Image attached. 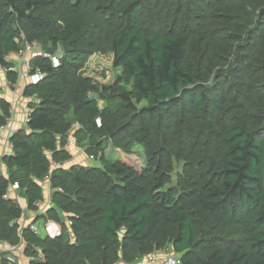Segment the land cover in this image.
Instances as JSON below:
<instances>
[{"label":"trees","instance_id":"trees-1","mask_svg":"<svg viewBox=\"0 0 264 264\" xmlns=\"http://www.w3.org/2000/svg\"><path fill=\"white\" fill-rule=\"evenodd\" d=\"M262 9L264 0H0V74L12 86L11 54L71 46L57 68L30 61L45 77L26 85L39 103L3 160L0 241L24 245L27 264H133L169 247L179 264H264ZM96 55L121 71L113 85L87 76ZM12 110L0 99V128ZM70 133L101 167H64ZM110 147L122 158L109 160ZM45 178L56 237L20 230L10 199L18 184L36 209Z\"/></svg>","mask_w":264,"mask_h":264},{"label":"crops","instance_id":"crops-1","mask_svg":"<svg viewBox=\"0 0 264 264\" xmlns=\"http://www.w3.org/2000/svg\"><path fill=\"white\" fill-rule=\"evenodd\" d=\"M14 56L16 57V60L14 59ZM19 56L17 54H11L8 57V60L11 63H13L15 66L14 70L17 71L20 76V81L18 85H16V87H10L9 81L7 80V76L4 73L0 74V99L6 100L8 103L12 105L13 108V117L12 120L10 121V124L8 125L7 128L2 129L0 131V173L6 177H9L10 172L6 167V165L4 164L3 160L6 156L12 154L10 139L15 131L26 128V120L28 115L30 114L32 109L39 103V101L36 98L27 97L24 95L25 92L24 89L26 85L30 83V80L26 77L27 74L25 72H26V68L31 66H30V60L28 54H26L23 62H21ZM73 139H74L73 133H70L68 145H66V147L64 148L65 150H68L71 153L72 159L76 155L75 150L79 149L77 143L76 145L71 144V141ZM108 150H110V148ZM37 183L40 186H42L44 190V199L43 201L37 204L36 209L29 208L28 198L24 191L21 190L11 191L10 199L14 200L15 203H17L18 206L23 211V218L20 221H18V224L22 226L23 229L28 227L31 228L33 226L36 227V222L40 220L42 221V230L40 231H43L44 230L43 223L47 219L46 214L49 209L54 207L53 204L54 191L51 188L49 178L38 180ZM55 225L57 231L61 233L62 228L56 223ZM53 234L55 235L56 232L53 231ZM40 236H45V235L41 234ZM16 256L19 257V259L22 258H25V260L28 259L25 255H23L21 251H19ZM25 260H24V264H27V261Z\"/></svg>","mask_w":264,"mask_h":264},{"label":"rangeland","instance_id":"rangeland-1","mask_svg":"<svg viewBox=\"0 0 264 264\" xmlns=\"http://www.w3.org/2000/svg\"><path fill=\"white\" fill-rule=\"evenodd\" d=\"M38 52H39V49H37V53ZM14 59L16 60L15 56H14ZM120 73L121 71L119 69L117 70L113 67L112 57L109 55L108 56H101V55L93 56L88 61V65L86 69V74L88 77L93 79L95 82L101 85H106V86L113 85L116 82L117 78L120 76ZM102 103L103 102H101V104ZM75 151H76L75 153L76 155L68 164L64 166L65 168H70V166H84V167H101L102 166L101 163L98 162L96 159L88 156L84 148H79V149H76ZM135 151H140V150L136 149ZM106 156L109 160L116 161L122 158V152L118 149H112L110 147V150L107 151ZM183 166H184L183 162L179 164L174 163V166H173L174 169L171 174V185L172 186H176L178 176L182 172ZM61 218H62V221H65L66 225L69 224L68 215L63 213ZM43 226H44L43 227L44 230L40 231L42 230V221L39 220L38 222H36V227L40 235L44 234L46 236V235H49L50 232L57 231V229L55 228L56 225L53 222H49L45 220V222L43 223ZM19 227H20V230L23 229L22 226L19 225ZM1 243H2L4 250L12 246L10 244L8 245V243L6 242L1 241ZM19 247H20L19 251H21L24 255V245H21ZM19 251H17L16 253L10 254V255L15 257ZM178 257L179 256L173 252L172 248L169 247L164 251H159L155 253L154 255L148 256L147 258L141 261H137L133 264H166V263L171 264V262H173V259H178ZM24 260L25 259L22 258V259H19L18 262L20 264H24ZM120 264H125V263H120Z\"/></svg>","mask_w":264,"mask_h":264},{"label":"built area","instance_id":"built-area-1","mask_svg":"<svg viewBox=\"0 0 264 264\" xmlns=\"http://www.w3.org/2000/svg\"><path fill=\"white\" fill-rule=\"evenodd\" d=\"M37 49H39V48H38V46L36 44L31 45V46L27 45L26 46V51H24V52H22L20 54L21 62L24 61V58H25L26 54H28L30 61L33 60L34 58H37V57H40V56H45L46 58H48L51 61V63H52L54 68H57V67H59L61 65V62H62L63 57L65 55L63 48L59 49L58 52L56 54H54V55H46L43 52H41L40 50L37 53ZM32 71H33L32 68L28 67V68H26V72H25L27 74L26 77L30 80V83H32V84L39 83L45 77V74L42 71L36 72L34 74L32 73ZM9 86L10 87H14V86H12V84H9ZM10 121H9V124H10ZM97 123H98L99 126H101L100 121H97ZM5 128H7V127L0 128V131L2 129H5ZM71 144L76 145L75 139H73L71 141ZM12 189H13V191H18L19 190V185L18 184L13 185ZM31 230L33 231L34 234L39 235V232H38L36 227H34V226L31 227ZM55 232H56L55 235L53 234V232H50L49 235L51 237H56V236L60 235L59 231H55ZM19 248H20L19 246H10L9 248L4 250V248L2 246V243L0 241V261L3 258L2 254H4L9 262H12V263L16 262L15 257L10 255V254H13V253H16L17 251H19ZM171 264H179V261L177 259H173V262H171Z\"/></svg>","mask_w":264,"mask_h":264},{"label":"water","instance_id":"water-1","mask_svg":"<svg viewBox=\"0 0 264 264\" xmlns=\"http://www.w3.org/2000/svg\"><path fill=\"white\" fill-rule=\"evenodd\" d=\"M259 17H260V18L264 17V9H262V10L259 12ZM63 50H64V53H65V54L70 53V51H71L70 43H64V44H63ZM262 72H263V80H264V61H263V64H262Z\"/></svg>","mask_w":264,"mask_h":264}]
</instances>
